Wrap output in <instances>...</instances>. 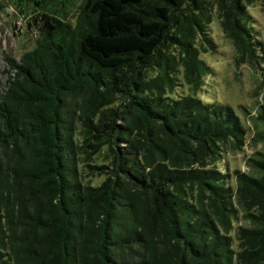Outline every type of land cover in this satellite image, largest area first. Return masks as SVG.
I'll return each instance as SVG.
<instances>
[{"label":"trees","instance_id":"obj_1","mask_svg":"<svg viewBox=\"0 0 264 264\" xmlns=\"http://www.w3.org/2000/svg\"><path fill=\"white\" fill-rule=\"evenodd\" d=\"M17 1L35 35L0 95V264H264V150L231 171L246 128L204 94L215 19L264 69V0H81L74 21ZM253 119L264 146V102Z\"/></svg>","mask_w":264,"mask_h":264},{"label":"rangeland","instance_id":"obj_2","mask_svg":"<svg viewBox=\"0 0 264 264\" xmlns=\"http://www.w3.org/2000/svg\"><path fill=\"white\" fill-rule=\"evenodd\" d=\"M80 1L50 0L47 7L59 15L64 12L68 21H74ZM30 10H27L25 5L17 0H5L4 9L0 12V95L6 90L7 80L13 74L11 72L12 61L19 62L22 54L34 45L35 30L30 27L33 18ZM250 14L258 29L261 30L264 40L263 12L257 7L251 8ZM211 28L212 37L219 43V53L213 57H206V61L213 69V74L206 78L207 86L204 94L209 101L232 107L245 126L246 146L241 151L227 155L225 164L231 171L246 172V159L257 151L264 150L262 144L252 141L254 133L263 130V126L256 123L253 117L259 105L264 102V69L255 73L245 65L236 68L232 59L234 58L233 49L230 42L223 38L216 19Z\"/></svg>","mask_w":264,"mask_h":264}]
</instances>
